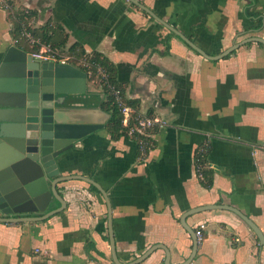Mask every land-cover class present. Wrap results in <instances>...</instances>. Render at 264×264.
<instances>
[{"label":"crops","instance_id":"obj_1","mask_svg":"<svg viewBox=\"0 0 264 264\" xmlns=\"http://www.w3.org/2000/svg\"><path fill=\"white\" fill-rule=\"evenodd\" d=\"M9 1L33 13L31 30L51 28L55 49L78 60L75 45L104 59L124 101L163 122L142 157L109 126L103 88L88 77L67 82L64 117L99 127L63 155L59 177L89 179L105 193L118 262L153 250L140 264H264L253 232L219 208L264 235V46L242 44L264 40V0H137L211 59L127 0ZM14 22L0 9V63L10 47L31 51ZM204 144L210 188L196 173ZM56 192L62 205L52 197L44 213L23 215L31 221L0 223V264H114L104 196L78 179Z\"/></svg>","mask_w":264,"mask_h":264},{"label":"water","instance_id":"obj_2","mask_svg":"<svg viewBox=\"0 0 264 264\" xmlns=\"http://www.w3.org/2000/svg\"><path fill=\"white\" fill-rule=\"evenodd\" d=\"M127 1L180 38L200 56L211 59L182 34L159 20L139 1ZM250 41L264 46L262 39L245 40L242 44ZM237 47L238 45L213 59L222 58ZM69 78H75L79 86L86 83L85 73L72 66L34 60L16 47H10L4 54L0 63V223L31 221V218L23 215L44 213L52 197L62 205L56 192L58 183L72 179L86 181L105 198L111 258L114 264H120L115 254L110 207L105 193L89 179L59 177L65 160L63 155L78 140L99 127L80 124L64 117L62 107L66 97L71 95L67 89ZM76 91L85 93V90ZM219 208L238 216L253 232L259 244L264 246V235L254 223L234 209ZM197 246L195 238L193 255ZM152 251L141 254L128 264L142 263Z\"/></svg>","mask_w":264,"mask_h":264},{"label":"built area","instance_id":"obj_3","mask_svg":"<svg viewBox=\"0 0 264 264\" xmlns=\"http://www.w3.org/2000/svg\"><path fill=\"white\" fill-rule=\"evenodd\" d=\"M0 9L4 10L9 16L17 20L15 8L11 1L0 0ZM27 22V21H26ZM20 36L24 38L28 43L31 51L29 55L32 59L41 62H53L59 64H67L77 62L78 65L85 71L86 77L96 82L99 88H105L114 98L119 116L121 118V126L125 131V135L133 139L136 143L140 155L143 157L153 148V134L152 132L161 127L163 122L157 117L149 116L143 113H139L131 106H128L122 97L121 90L111 85L109 75L102 69L101 66L91 62V56H85L84 58L76 59L73 56L66 55L60 52L58 49L51 47L49 44L40 43V41L34 39L31 35V28L29 21L19 23ZM34 47H38L36 50ZM207 152V144L201 146L199 153ZM196 173L199 178H202L201 168L196 160ZM205 225L201 224L195 231V237L197 244L202 241L203 231ZM237 242L238 240L235 239Z\"/></svg>","mask_w":264,"mask_h":264},{"label":"trees","instance_id":"obj_4","mask_svg":"<svg viewBox=\"0 0 264 264\" xmlns=\"http://www.w3.org/2000/svg\"><path fill=\"white\" fill-rule=\"evenodd\" d=\"M13 7L15 8V11L17 13V20L14 22L15 25V38L19 42H25L24 38L20 36V28L19 23L25 21L27 23L29 20H32L33 13L29 12L27 9L20 10L16 5L12 3ZM145 14V13H143ZM146 15V14H145ZM27 21V22H26ZM44 28V27H43ZM41 28L39 31L31 30V35L34 39L40 41V43L49 44L51 47L55 48L56 46H53L50 43V36L49 31L51 28L43 29ZM49 30V31H48ZM38 47H34L33 49H37ZM69 51L73 54H76L80 58H84L86 55L84 54L83 50H81L79 47L72 45L69 48ZM91 62L94 64H97L102 67V69L109 75L111 85L119 88L118 85H116L115 78H114V72L112 71L110 65L101 57L97 55H91ZM105 94V102L103 103V107L105 110H107L110 113V120H109V126L111 128H114L113 130L121 131L122 134L125 133L124 129L121 126V118L119 116L116 104L114 102V98L112 95H110L108 92H106L105 88L102 89ZM126 104L130 106V103ZM196 160L201 168V174H202V183L205 188H210L211 186V177L210 173L205 169V153H198L196 155Z\"/></svg>","mask_w":264,"mask_h":264}]
</instances>
